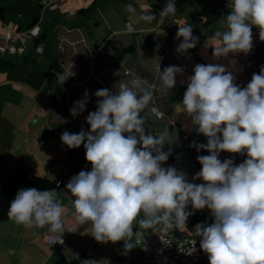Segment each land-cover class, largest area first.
<instances>
[{"label": "clouds", "instance_id": "9594fccd", "mask_svg": "<svg viewBox=\"0 0 264 264\" xmlns=\"http://www.w3.org/2000/svg\"><path fill=\"white\" fill-rule=\"evenodd\" d=\"M128 10L135 9L129 5ZM175 0H166L159 12L164 17L175 15ZM150 11L141 18L156 19ZM264 40V0H231L225 30L216 31L220 43L213 47L216 59L229 53H249L253 48L252 27ZM192 25L178 26L176 51L183 54L196 46L198 37ZM229 64L234 66L235 59ZM184 69L171 65L158 69L162 86L172 89L176 76ZM61 74L63 84L69 76ZM235 76L221 64H195L187 77L181 104L196 131L207 143L190 144L208 155L196 157L201 165L193 180L174 167H163L171 149L164 151L169 138L165 128L153 135L145 127L142 112L153 101L154 93L136 77L112 91L97 90L96 110L88 113L89 130L64 131L61 141L69 149L83 144L85 159L91 170H81L68 180L71 204L78 224L91 223V235L100 243L124 241L125 253L136 245L129 242L142 235L134 231L161 225L163 232L186 228L195 210L207 208L211 224L197 223L194 235L200 238V249L209 264H264V67L253 73L241 88ZM183 83V81H182ZM88 93L69 109L73 117L85 110ZM153 112L159 116L158 112ZM246 153L239 164L220 152ZM191 205L193 211L188 210ZM143 213L142 219H137ZM8 216L25 228H43L53 234V243H63L65 207L54 188L39 190L21 187L9 203ZM196 240L193 241V250ZM191 254V252H189Z\"/></svg>", "mask_w": 264, "mask_h": 264}, {"label": "crops", "instance_id": "0c3cea01", "mask_svg": "<svg viewBox=\"0 0 264 264\" xmlns=\"http://www.w3.org/2000/svg\"><path fill=\"white\" fill-rule=\"evenodd\" d=\"M37 1L39 6L34 0H0V182L16 166L48 178L65 207V226L72 232L63 233L62 244L48 243L45 241L48 226L25 228L9 216L2 218L0 264H139L136 246L125 253L124 241L97 242L90 234V222L83 225L76 222L71 193L65 187L53 186L61 176L72 177L81 170H91L83 144L69 149L62 143L61 134L78 133L82 128L89 130L86 117L96 110L100 98L93 94L97 90L115 91L121 84L130 86L136 77L149 90L156 47L152 33L158 31L161 41L175 49L178 66L184 71L176 76L171 95L173 124L167 126L165 121L151 119L144 112L141 115L153 135L168 129L164 151L171 149V153L162 166L185 172L189 182L203 183L200 179L193 180L201 168L196 157L209 153L205 149L197 151L190 144H206L207 138L192 126L181 104L187 77L193 74L195 64L218 63L228 67L235 76L234 83L243 88L251 80L255 60L250 52L229 53L220 59L213 56V47L220 43L215 32L225 30L231 0H182L175 15L164 17L163 23L160 16L151 22L141 17L149 11L156 15L166 0ZM129 5L134 12L128 10ZM35 10L38 18L26 28ZM184 24L193 26L192 34L198 41L194 48L181 54L176 48L182 38L177 39L176 34L178 26ZM259 31L252 27L253 42L260 39ZM139 33L146 34L144 39H140ZM102 44L106 45L105 54L100 50ZM233 59L236 64L231 66L229 61ZM118 62L129 72L124 74ZM71 69L73 75L62 84L59 76ZM86 91L85 110L73 117L69 109ZM184 132L188 133V139L181 137ZM39 134L42 143L37 142ZM220 153L230 156L227 151ZM240 154L233 153L237 164L243 162ZM188 210L193 211L191 205ZM142 218L143 213L137 219ZM212 221L207 208L195 210L184 231L194 235L197 223ZM136 227L139 226L134 224ZM80 253H85V257L79 256Z\"/></svg>", "mask_w": 264, "mask_h": 264}, {"label": "built area", "instance_id": "2783aa9c", "mask_svg": "<svg viewBox=\"0 0 264 264\" xmlns=\"http://www.w3.org/2000/svg\"><path fill=\"white\" fill-rule=\"evenodd\" d=\"M140 39H144L145 33H139ZM158 31L152 33V37L155 39L156 47L154 49L155 58L153 60L152 74L148 81V87L150 91H153V101L149 104V107L145 110V114L154 120L165 121L166 125L173 124L170 118V108L172 105V89H167L162 86L159 79L158 69L161 71L165 67L175 65L179 61L175 49H171L167 44L161 41L158 37ZM107 52V51H106ZM117 66L122 69L124 74L128 73L129 70L121 63H117ZM155 112L160 115L157 116ZM150 133H154L149 131ZM157 131L156 133H159ZM183 139H188V133L184 132L181 134ZM37 142L42 143L43 137L39 134L37 137ZM226 153V152H225ZM205 155V154H204ZM236 157V156H235ZM240 157L242 160L246 159V153H241ZM221 161L226 158L233 160L234 164L235 158L233 153L230 156H224L222 153L218 157ZM70 176H61L53 182V186L64 188L67 184ZM134 231H139L142 233L138 237V242L136 243V238L134 237V245H136L139 251V264H203L204 257H208L200 249L199 238L197 236L191 235L184 231V228H174L167 233L163 232L161 225H156L154 227H149L147 229H140L139 227L134 228ZM53 234L46 231L45 241L48 243L52 242ZM63 240V238H62ZM196 240L193 250V241ZM59 243V242H57ZM191 252V254H189Z\"/></svg>", "mask_w": 264, "mask_h": 264}, {"label": "trees", "instance_id": "16d2710c", "mask_svg": "<svg viewBox=\"0 0 264 264\" xmlns=\"http://www.w3.org/2000/svg\"><path fill=\"white\" fill-rule=\"evenodd\" d=\"M36 5L39 2L34 0ZM182 0H175L176 7ZM92 7L89 5L85 10ZM37 8V7H36ZM161 9H157L156 15L159 16ZM38 18V13L35 11L31 12V17L26 28L31 26ZM251 56L255 60V65L253 67V73H259L261 67H264V40H256L253 42V48L250 51ZM37 188L39 190H46L52 187V182L45 176L34 175L20 169L18 166L14 167L11 172H9L0 182V219L8 217L9 203L14 198L16 191L21 188ZM200 241V238H199Z\"/></svg>", "mask_w": 264, "mask_h": 264}, {"label": "water", "instance_id": "95a60500", "mask_svg": "<svg viewBox=\"0 0 264 264\" xmlns=\"http://www.w3.org/2000/svg\"><path fill=\"white\" fill-rule=\"evenodd\" d=\"M105 48H106V45H105V44H102L100 50H101L102 53H104V54L106 53V49H105ZM179 63H180V61H178V62L176 63V66H178ZM120 242H123V240H121ZM129 242H131V243L134 244V237H131L130 240H129ZM85 255H86L85 253H80V254H79V256H82V257H85ZM75 260H76V258L74 259V261H75Z\"/></svg>", "mask_w": 264, "mask_h": 264}, {"label": "rangeland", "instance_id": "374dc122", "mask_svg": "<svg viewBox=\"0 0 264 264\" xmlns=\"http://www.w3.org/2000/svg\"><path fill=\"white\" fill-rule=\"evenodd\" d=\"M20 7V6H19ZM203 264H209V261L206 259V258H204L203 259Z\"/></svg>", "mask_w": 264, "mask_h": 264}]
</instances>
